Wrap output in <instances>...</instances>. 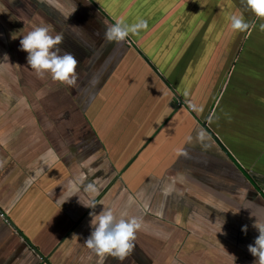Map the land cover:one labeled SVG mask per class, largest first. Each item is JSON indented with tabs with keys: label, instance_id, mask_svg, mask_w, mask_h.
Masks as SVG:
<instances>
[{
	"label": "crops",
	"instance_id": "crops-1",
	"mask_svg": "<svg viewBox=\"0 0 264 264\" xmlns=\"http://www.w3.org/2000/svg\"><path fill=\"white\" fill-rule=\"evenodd\" d=\"M232 13L255 24L250 35L231 30ZM138 17L140 35L103 39L105 25ZM261 23L241 0H0V264H101L83 242L104 207L141 221L124 264H254ZM37 26L64 35L75 86L27 65L20 40ZM186 99L198 111L176 105Z\"/></svg>",
	"mask_w": 264,
	"mask_h": 264
},
{
	"label": "clouds",
	"instance_id": "clouds-1",
	"mask_svg": "<svg viewBox=\"0 0 264 264\" xmlns=\"http://www.w3.org/2000/svg\"><path fill=\"white\" fill-rule=\"evenodd\" d=\"M241 4L256 19L264 21V0H241ZM227 19L231 30L237 33L250 35L255 27V24L247 21L243 14L232 13ZM259 27L261 31H264V23H261ZM147 28L148 21L144 18L138 17L132 23L117 19L111 26L105 25L106 31L103 39L109 43L121 44L126 42L130 35L138 36ZM13 38L15 39L14 36ZM63 40V34L53 36L48 27L37 26L20 40V50L28 54L27 65L39 77L43 78L45 74H50L53 82L73 87L76 84V69L79 62L71 52L60 47ZM8 59L5 55L3 61H8ZM184 95L187 98L188 93L185 92ZM186 102L190 109L198 111L191 101L186 99ZM208 121L212 122V116L208 117ZM192 139L189 136L187 142L191 143ZM196 139L202 146H208L205 143L208 139L205 129L201 128L197 132ZM178 154L185 157L189 155L186 149H178ZM87 189L96 191L95 185L91 183L87 185ZM82 205L87 208H96L95 202L82 203ZM126 215V213H121V218L117 219L112 208L105 207L99 214L95 211L90 213L92 231L83 243L101 258V264L104 258L109 256L119 261V264H124L133 253L136 246L134 243L136 233L141 228V221L136 217L126 219L124 218ZM252 227L258 231L259 235L255 238L254 244L248 245V251L256 258L254 264H264V222L256 219ZM242 231L246 234L247 226H244Z\"/></svg>",
	"mask_w": 264,
	"mask_h": 264
},
{
	"label": "water",
	"instance_id": "water-1",
	"mask_svg": "<svg viewBox=\"0 0 264 264\" xmlns=\"http://www.w3.org/2000/svg\"><path fill=\"white\" fill-rule=\"evenodd\" d=\"M150 66H151V68H153L157 72L158 76H160V77L162 76L161 73L158 71V69L153 66V64L151 65V63H150ZM177 97L180 98L179 96H177ZM184 105H185V107H188V105L186 103H184ZM213 107H214V104H212L210 110H213ZM188 109L190 110L189 107H188ZM190 112L193 114V111L190 110Z\"/></svg>",
	"mask_w": 264,
	"mask_h": 264
},
{
	"label": "built area",
	"instance_id": "built-area-1",
	"mask_svg": "<svg viewBox=\"0 0 264 264\" xmlns=\"http://www.w3.org/2000/svg\"><path fill=\"white\" fill-rule=\"evenodd\" d=\"M176 105L178 107H182V106H184V103L181 100H178ZM190 110L193 111L192 109H190ZM0 217L4 218V214L1 212V210H0Z\"/></svg>",
	"mask_w": 264,
	"mask_h": 264
},
{
	"label": "rangeland",
	"instance_id": "rangeland-1",
	"mask_svg": "<svg viewBox=\"0 0 264 264\" xmlns=\"http://www.w3.org/2000/svg\"><path fill=\"white\" fill-rule=\"evenodd\" d=\"M131 42H133V41H130V43H131ZM128 43H129V41H128ZM235 77H236V75H235ZM235 77H234V78H235ZM235 80H236V79H235Z\"/></svg>",
	"mask_w": 264,
	"mask_h": 264
}]
</instances>
